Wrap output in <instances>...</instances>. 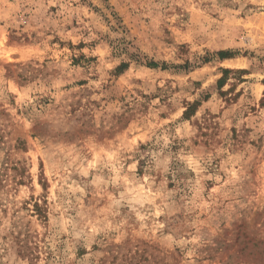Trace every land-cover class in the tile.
Wrapping results in <instances>:
<instances>
[{"label": "rangeland", "instance_id": "1", "mask_svg": "<svg viewBox=\"0 0 264 264\" xmlns=\"http://www.w3.org/2000/svg\"><path fill=\"white\" fill-rule=\"evenodd\" d=\"M25 244L264 264V0H0V264Z\"/></svg>", "mask_w": 264, "mask_h": 264}, {"label": "trees", "instance_id": "2", "mask_svg": "<svg viewBox=\"0 0 264 264\" xmlns=\"http://www.w3.org/2000/svg\"><path fill=\"white\" fill-rule=\"evenodd\" d=\"M235 55H237V53H236V52H232V51H220V52H218V53L216 54V56L219 57L221 60L231 59V58H233ZM204 60H205L206 62H208V59H205V58H204ZM147 63H148L147 66H148L149 68H153V69H155V68H158V67H159V64H157L156 62H153V61H152V62H147ZM128 67H129V66H128L127 64H122L121 66L118 67L117 70H118V72L123 73L124 71L127 70ZM162 67H163V68L166 67V64H163ZM222 72H223V77L218 81V86H219V87H222V86H223V84H224V82H225V80H226V78H227V76H228L229 74H231V73H235V74H236V73H238V74H244V73H247L246 71H243V70L233 72V71L228 70V69L222 70ZM194 106H195V105H192V106L190 105V106L187 108L186 112L184 113V117H185L186 119H190V118L195 114L196 111H195ZM35 208H36V212H37L40 216H43V212H42L41 206H40L39 204L36 203V204H35ZM19 253H20V255H21L22 257L28 258L31 264H33V263L37 264L38 261H39V255L36 254L35 252H33L32 249H31L27 244H25V245H23V246L20 247V252H19Z\"/></svg>", "mask_w": 264, "mask_h": 264}]
</instances>
